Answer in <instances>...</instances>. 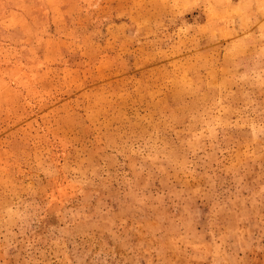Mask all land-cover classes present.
Listing matches in <instances>:
<instances>
[{
    "label": "rangeland",
    "instance_id": "obj_1",
    "mask_svg": "<svg viewBox=\"0 0 264 264\" xmlns=\"http://www.w3.org/2000/svg\"><path fill=\"white\" fill-rule=\"evenodd\" d=\"M0 264H264V0H0Z\"/></svg>",
    "mask_w": 264,
    "mask_h": 264
}]
</instances>
